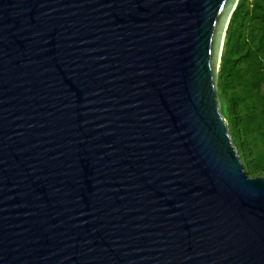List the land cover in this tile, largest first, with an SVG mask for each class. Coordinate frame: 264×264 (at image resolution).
Returning <instances> with one entry per match:
<instances>
[{
	"label": "water",
	"instance_id": "obj_1",
	"mask_svg": "<svg viewBox=\"0 0 264 264\" xmlns=\"http://www.w3.org/2000/svg\"><path fill=\"white\" fill-rule=\"evenodd\" d=\"M240 0H0V264H264L218 90Z\"/></svg>",
	"mask_w": 264,
	"mask_h": 264
},
{
	"label": "trees",
	"instance_id": "obj_2",
	"mask_svg": "<svg viewBox=\"0 0 264 264\" xmlns=\"http://www.w3.org/2000/svg\"><path fill=\"white\" fill-rule=\"evenodd\" d=\"M264 0H240L229 24L218 79L222 114L246 174L264 177Z\"/></svg>",
	"mask_w": 264,
	"mask_h": 264
},
{
	"label": "rangeland",
	"instance_id": "obj_3",
	"mask_svg": "<svg viewBox=\"0 0 264 264\" xmlns=\"http://www.w3.org/2000/svg\"><path fill=\"white\" fill-rule=\"evenodd\" d=\"M261 95L264 96V84L262 85V88H261ZM220 107H221V111L223 112V110L226 109L227 107V102L224 103L220 100Z\"/></svg>",
	"mask_w": 264,
	"mask_h": 264
}]
</instances>
